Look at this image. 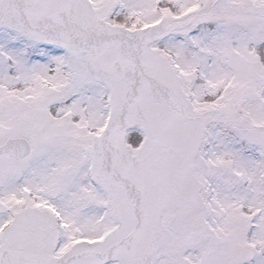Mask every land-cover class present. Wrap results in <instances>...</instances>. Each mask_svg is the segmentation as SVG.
I'll list each match as a JSON object with an SVG mask.
<instances>
[{"label": "snow or ice", "instance_id": "1", "mask_svg": "<svg viewBox=\"0 0 264 264\" xmlns=\"http://www.w3.org/2000/svg\"><path fill=\"white\" fill-rule=\"evenodd\" d=\"M0 264H264V0H0Z\"/></svg>", "mask_w": 264, "mask_h": 264}]
</instances>
